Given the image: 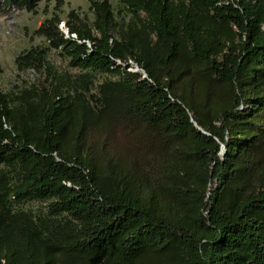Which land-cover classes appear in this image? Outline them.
<instances>
[{
    "label": "trees",
    "instance_id": "16d2710c",
    "mask_svg": "<svg viewBox=\"0 0 264 264\" xmlns=\"http://www.w3.org/2000/svg\"><path fill=\"white\" fill-rule=\"evenodd\" d=\"M114 1L14 58L46 72L0 91V264H264V0Z\"/></svg>",
    "mask_w": 264,
    "mask_h": 264
},
{
    "label": "rangeland",
    "instance_id": "374dc122",
    "mask_svg": "<svg viewBox=\"0 0 264 264\" xmlns=\"http://www.w3.org/2000/svg\"><path fill=\"white\" fill-rule=\"evenodd\" d=\"M114 9L118 3L111 0ZM89 0H38L31 10L17 8L8 5L0 10V91H18L20 88L30 83L41 82L45 70L31 67H18L14 62L17 54L26 49L46 46L44 39L38 34L37 28L42 21L52 15L61 20L58 24L59 29L67 35L64 22L67 13L73 10L85 18H91V12L88 8ZM44 63L53 66L56 70L77 73L78 69L67 64V60L62 57L57 50L48 49L44 55ZM129 66H124L129 71H137L144 77V73L133 62H128ZM105 75L95 74L94 87L103 80ZM117 142H121V136L116 137ZM223 155L224 149L220 152ZM33 210H41L43 205L39 202H30L22 206Z\"/></svg>",
    "mask_w": 264,
    "mask_h": 264
},
{
    "label": "water",
    "instance_id": "95a60500",
    "mask_svg": "<svg viewBox=\"0 0 264 264\" xmlns=\"http://www.w3.org/2000/svg\"><path fill=\"white\" fill-rule=\"evenodd\" d=\"M66 32H67V30H66ZM222 149H224L223 146H221V150H222ZM221 150H220V151H221ZM224 154H226V151H224Z\"/></svg>",
    "mask_w": 264,
    "mask_h": 264
}]
</instances>
